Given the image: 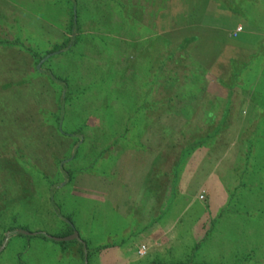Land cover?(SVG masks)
<instances>
[{
	"label": "rangeland",
	"instance_id": "obj_1",
	"mask_svg": "<svg viewBox=\"0 0 264 264\" xmlns=\"http://www.w3.org/2000/svg\"><path fill=\"white\" fill-rule=\"evenodd\" d=\"M207 2L0 0V264H264V60L217 54L226 18L199 23ZM229 2L264 27V0ZM186 35L198 46L175 49ZM162 62L175 93L152 85ZM206 83L213 119L185 95L166 116ZM194 134L214 143L189 153ZM68 224L85 259L42 238ZM147 226L154 243L107 252Z\"/></svg>",
	"mask_w": 264,
	"mask_h": 264
},
{
	"label": "crops",
	"instance_id": "obj_2",
	"mask_svg": "<svg viewBox=\"0 0 264 264\" xmlns=\"http://www.w3.org/2000/svg\"><path fill=\"white\" fill-rule=\"evenodd\" d=\"M226 1V0H225ZM254 4L253 5H257L262 3L263 0H253ZM251 3V2H250ZM153 4V3H152ZM205 4V3H204ZM202 4V6L204 5ZM264 5V4H263ZM211 8V9H210ZM216 11V13H220V14H224L222 15L223 17H225V31H224V42H225V47L222 49L220 48L219 51L221 52L220 54H223V57L225 59H228V56L230 53L234 54V53H242V55H244L243 57L245 58L247 55L249 54H254L255 52H259L261 51L260 48L261 45H264V27H262L261 25L259 26L258 24H250L248 22H246V20H242V16L241 13L240 15H234L231 13L230 10H228L224 0H208V2L206 3V6L204 8H202V10L200 11V18L198 19V22L205 25L207 28L208 27V22L211 21V23L214 22V19L212 18L211 20H209V14H211L213 16L214 12ZM152 12V11H151ZM164 13H167L166 15H168V17H173L170 16L171 15V11H166ZM205 16V17H203ZM175 17V16H174ZM262 17H264V14L262 15ZM155 18V17H154ZM216 19V17H214ZM222 17H217V20L220 19ZM192 20L196 21L197 19H193ZM199 26V24H198ZM215 29H211V30H215V31H219L220 27L218 24H213L212 26ZM188 27H186L187 29ZM200 28V26H199ZM238 28H242V31L240 33H238V36L236 37V39H231L232 38V34H236L237 33V29ZM261 42V43H260ZM261 54V53H260ZM243 58V59H244ZM238 58H231L228 60V63H232V60H236L237 61ZM264 60V58L262 59ZM230 61V62H229ZM234 63V62H233ZM232 63V64H233ZM236 63V62H235ZM263 68H261L260 70V79H262L263 76V71H264V65L262 66ZM159 218V214L157 215ZM158 220V219H157ZM159 222V221H157ZM155 225V224H154ZM159 225V224H158ZM153 226V225H151ZM148 228H144L145 230L143 231H138L134 234L133 239L135 240V243H126V240H123V242L121 244L118 245H113V241L112 239H110V243L111 244H107L109 246H111L110 248L106 249L108 250L107 252H109L112 248L113 249H124L122 247L128 245V246H132L134 247V249L138 246V243L140 241V243L146 242V244H151L154 243L156 241V236L158 235V231L160 230V226H155L154 228H149V226H147ZM169 228V227H168ZM155 229V230H154ZM168 230V229H167ZM110 237H116V235L114 236L113 234L110 235ZM125 236H123L124 238ZM136 237V238H135ZM163 237H167V235L163 236ZM160 240H164V239H160ZM168 244V242H167ZM140 249V248H139ZM134 257H139L141 260L145 259L140 257L137 252L132 254ZM140 264H155L154 262H142Z\"/></svg>",
	"mask_w": 264,
	"mask_h": 264
},
{
	"label": "trees",
	"instance_id": "obj_3",
	"mask_svg": "<svg viewBox=\"0 0 264 264\" xmlns=\"http://www.w3.org/2000/svg\"><path fill=\"white\" fill-rule=\"evenodd\" d=\"M228 1V3L232 6H230L229 5V10L230 11H232V12H234L235 14H238V15H240V13L241 12H239V10L237 9V8H234L233 7V4L231 3V2H229V0H227ZM228 6V5H227ZM231 7V8H230ZM242 16H244V14H241ZM170 35H172V34H168V39H169V37H170ZM172 37V39L173 38H175V33L171 36ZM199 40H200V38L199 37H189L188 35H186V36H182V43L181 44H178V46H176V48L175 49H178L179 51H183L184 49H187L188 48V46L191 44V42L192 43H196V45L198 46V44L200 43L199 42ZM225 43V42H224ZM197 46H196V48H197ZM263 46V47H262ZM261 47L262 48H260V50L261 51H259V52H257L256 54H252L251 56H253L252 58H255V60H262L263 58H264V45H261ZM195 48V49H196ZM195 51V50H194ZM199 52V51H198ZM218 53V55L221 53L220 51H217ZM196 53V52H195ZM261 53V54H260ZM197 54V53H196ZM199 54V53H198ZM190 55V54H189ZM195 55V54H194ZM259 55V56H258ZM258 56V57H257ZM203 61L201 60L200 62L198 61V63H199V67L197 68V67H195V69H194V72L196 73L195 75H197V74H203V73H205V71L203 70V69H201V66H202V63ZM235 63L236 62V60L234 61V60H232V63ZM241 68V67H240ZM246 68V65H244V66H242V68H241V70H242V72L243 71H246V70H244ZM165 71H166V69H165V62H162V64L158 67V72L160 73V79H158L157 78V73H156V78L154 79V81H153V84L152 85H155V84H157V85H160L159 86V88L160 89H162V92H163V90H164V92L165 91H167V93L170 91H172V93H175L176 91H177V88L178 89H180L179 88V86L180 85H177V83H175V80L174 79H170V78H168L167 76H165L164 75V73H165ZM208 72V71H207ZM193 76V77H191L190 78V80L189 81H191L190 82V85H193V83H195V81H196V76ZM263 76H264V71H263ZM164 77H166V78H164ZM164 78V79H163ZM195 79V80H194ZM164 81V83H163V81ZM186 81H187V79H186ZM261 81H264V77H262V79H261ZM256 88H258V90H259V86L258 87H256ZM195 89L196 90H194L193 89V92L190 94H188L186 91H185V93L183 92V97L181 96H175V97H172L170 100H169V103H170V105H172L173 104V107H169V108H167V105L165 104V106H164V108H163V110H165V113L167 114L166 116H172V117H174L173 115H175V114H178L179 115V110H180V108H182V107H184L183 106V101H184V95L186 96L185 98H186V103L188 104V101H189V108L190 109H195V107H197V105L198 106H200L201 105V103H203L202 105H204V103L207 105L206 107L208 108V114H207V116L206 117H208L207 118V120L208 121H210L211 119H213V117H214V114L212 113V111H209V110H211L212 109V101L213 100H211V101H205L204 102V100H205V96H207V94H209V84L208 83H206L203 87H200V88H196L195 87ZM208 89V90H207ZM167 93H164V94H167ZM197 95H195V94ZM192 94H194V95H192ZM189 96H191V99L189 98L188 99V97ZM197 101H200L199 103L197 102ZM197 102V105L195 106V105H193V103L195 104ZM175 105V106H174ZM60 109H61V107H59ZM144 108V107H143ZM154 108H152V109H148V110H153ZM175 113V114H174ZM186 117H188L187 115H186ZM190 119V118H189ZM189 124H190V128H197L198 129V127H200V123L199 122H194L192 119L190 120V122H189ZM203 124H205V123H203ZM194 128V129H195ZM193 133H199V132H196V131H192V134ZM175 134H176V130L175 131H173L170 135H174L175 136ZM63 135V134H62ZM193 139H194V141H192V142H190V145L188 146L189 148H188V151H189V153H191V152H194L195 151V149H197V148H201V147H203V146H205V145H211V144H213L214 143V138H213V136L212 135H208L207 134V136L206 137H200V136H198V135H193ZM65 140H67V139H65ZM185 160V159H184ZM30 161V160H29ZM30 163H32V162H30ZM179 165V164H178ZM178 165H177V167H176V169L178 168ZM32 166H33V168L34 169H36V172L37 173H40V170L41 169H43V170H46L47 171V169L46 168H44L43 167V164H40V163H34V164H32ZM39 169V170H38ZM55 171V172H54ZM53 171V173H54V175L55 174H60V170H58L57 171V167L55 168V170ZM57 171V172H56ZM43 174L45 175V172H43ZM62 175H63V173H62ZM45 177V179L46 180H48V175L46 174V176H44ZM58 179V178H57ZM68 228H67V231L63 234V235H61L60 236V238H64V237H68V236H70V235H72L73 234V229L69 226V224H68V226H67ZM23 231L25 230V229H22ZM20 236H23L24 237V235L23 234H21ZM26 237V236H25ZM42 238L43 239H46V240H51V239H48L45 235H42ZM53 243H57V244H59V245H61L63 248H64V250H65V248L68 246V244H70V245H74V244H77L78 246H79V253H80V256L83 258V259H85V252H84V245H82V243H79L78 241H72V242H61V243H58V242H55V241H53V240H51ZM105 248H107V247H105ZM87 249V248H86ZM104 249V248H103ZM88 250V249H87ZM98 251H102V250H98ZM87 264H88V262H87Z\"/></svg>",
	"mask_w": 264,
	"mask_h": 264
},
{
	"label": "water",
	"instance_id": "obj_4",
	"mask_svg": "<svg viewBox=\"0 0 264 264\" xmlns=\"http://www.w3.org/2000/svg\"><path fill=\"white\" fill-rule=\"evenodd\" d=\"M73 230H74V228H73ZM19 233L23 234L25 236H28V237L36 236V234H31V233H28V232H25V231H19ZM45 236L47 238L55 241V242H58V243H61V242H72V241H78V242L82 243L81 240H80V236H79L78 232H76V231H74L71 236H68L66 238H52V237L47 236V235H45ZM3 249H4V247L0 249V253L3 251ZM85 250H86V248H85Z\"/></svg>",
	"mask_w": 264,
	"mask_h": 264
},
{
	"label": "built area",
	"instance_id": "obj_5",
	"mask_svg": "<svg viewBox=\"0 0 264 264\" xmlns=\"http://www.w3.org/2000/svg\"><path fill=\"white\" fill-rule=\"evenodd\" d=\"M242 31V28H238L237 29V33L235 34V36H237L238 33H240ZM138 255L140 257H145L147 255V247L146 246H142L139 251H138Z\"/></svg>",
	"mask_w": 264,
	"mask_h": 264
}]
</instances>
